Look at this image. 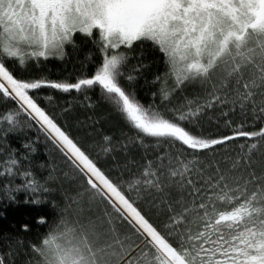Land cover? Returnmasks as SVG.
I'll return each instance as SVG.
<instances>
[{"label": "snow or ice", "instance_id": "6c2138e0", "mask_svg": "<svg viewBox=\"0 0 264 264\" xmlns=\"http://www.w3.org/2000/svg\"><path fill=\"white\" fill-rule=\"evenodd\" d=\"M75 34L98 49L94 71L31 73L63 61ZM146 52L166 68L147 106L133 87ZM76 105L107 113L78 128L116 118L121 139L88 146L110 169L69 131ZM24 129L60 154L71 184L52 223L37 220L48 231L27 248L9 241L0 264H264V0H0V132ZM4 151L7 199L53 191L55 166L41 183Z\"/></svg>", "mask_w": 264, "mask_h": 264}, {"label": "trees", "instance_id": "16d2710c", "mask_svg": "<svg viewBox=\"0 0 264 264\" xmlns=\"http://www.w3.org/2000/svg\"><path fill=\"white\" fill-rule=\"evenodd\" d=\"M75 47L67 45L65 48V58L63 61L57 59H50L47 62H42L41 68H36L34 64L31 65L30 71L32 74H46L52 78L58 76H68L69 74L75 76L84 72H92L95 69V63L100 59V53L92 43L90 38H84L81 34H75ZM91 53L93 60L89 62L86 56ZM139 52L137 51L136 55ZM143 62L148 65L140 74L133 87L137 93L138 98L146 106L153 102V93H158L160 83H153L156 76H163L166 71L165 65L158 54L146 52ZM137 60L132 59L131 64H136ZM192 89L189 88L188 92L191 94ZM183 93L177 95L173 103L180 99ZM82 99V98H81ZM64 100H72V97H65L63 100L58 98L57 104L63 106ZM93 102H96V97H93ZM159 96L156 97V103H159ZM43 103V101H42ZM59 111V108L56 109ZM92 115L94 118L107 115L102 107H97L95 112L91 109H82L76 105L73 112L66 116L67 123L69 124V131L74 137L82 138L81 142L84 148L89 151L94 159H97L101 168L108 170L112 167L111 158L104 159L102 156L97 157V149L89 148L88 146L93 143H98L102 140L104 134L112 135L115 137L114 143L121 139V130L116 118L110 117L107 120L102 119L95 128L89 129L84 127H77V120H85L88 116ZM233 120L239 122L242 117L239 112L232 117ZM250 119V118H249ZM62 124L64 119L60 121ZM92 135H88L89 131ZM216 131L215 127L212 129ZM223 131V129H221ZM25 143L31 144L35 149L34 152H29L23 145ZM7 148V150L15 149L16 158L20 160V170H31L37 180L41 183L51 171L52 166L56 167L55 175L60 179L56 182L49 183V187L53 189L49 193H37L20 191L15 193V200H9L3 194V188L8 183V180L0 177V248L6 247L9 241H22L24 247L27 248L31 243H37L39 238L48 231V225H39L37 220L39 217L44 216L47 218L49 224L52 223L57 214V210L52 207V202L55 201L62 206L63 200L61 196V186L64 188L70 187L71 182L64 179L63 173L68 171V166L63 162V158L56 151L51 149V145L46 143L44 137L34 129H24L22 132L10 133L7 137L0 132V148ZM135 154V153H134ZM7 155V151L0 152V160H3ZM27 156V159L24 157ZM121 159L122 154L117 153ZM40 165H44L43 168ZM109 175L116 177V171H110ZM13 186L22 184L23 181L19 176L13 178ZM35 195V198L41 199L44 202L36 205L26 203ZM143 207V206H142ZM27 224L29 231H24L22 225Z\"/></svg>", "mask_w": 264, "mask_h": 264}]
</instances>
